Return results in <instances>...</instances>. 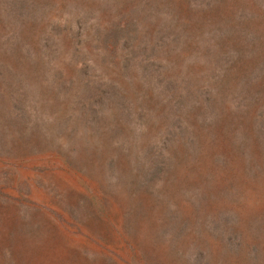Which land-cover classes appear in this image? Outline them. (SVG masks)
<instances>
[{"label":"rangeland","instance_id":"obj_1","mask_svg":"<svg viewBox=\"0 0 264 264\" xmlns=\"http://www.w3.org/2000/svg\"><path fill=\"white\" fill-rule=\"evenodd\" d=\"M0 264H264V0H0Z\"/></svg>","mask_w":264,"mask_h":264},{"label":"trees","instance_id":"obj_2","mask_svg":"<svg viewBox=\"0 0 264 264\" xmlns=\"http://www.w3.org/2000/svg\"><path fill=\"white\" fill-rule=\"evenodd\" d=\"M66 28L68 30V33L72 34L73 36L76 37V35H78V32L76 34L72 32L69 24L66 26ZM104 31V33H108L104 36L103 39H101V36H96L97 42L99 44L96 46V48L102 55L104 54V56L100 58L101 61L107 60V62L110 63L109 65L115 67L117 66L116 62H121L122 64L124 63L125 67L123 68L122 72L126 73H130V71L134 67L132 65L133 62L130 61V59L135 60L136 57L138 59V62H140L138 63L139 70H143L145 68L147 72L152 71L155 74L158 69L162 68V66L154 64L156 62V60L153 59L154 55L141 57V55L138 54V51H145L148 45H150V47H155L158 44L163 46H165L166 44L161 36L160 38L162 41L157 39L158 37L154 38L153 36L150 38L148 36H145V31H142L140 29L139 22L136 21L135 16L127 18L122 23L120 22V20L110 21L104 27ZM119 39H121L122 42L119 41ZM116 49H128L129 51L121 57L116 52ZM165 49L167 50V47H165ZM125 57L128 58L127 61H124ZM148 59H150L151 62H148Z\"/></svg>","mask_w":264,"mask_h":264}]
</instances>
